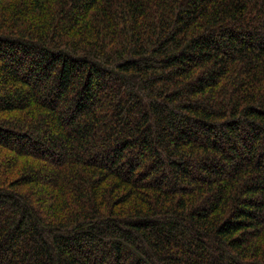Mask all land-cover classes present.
Here are the masks:
<instances>
[{
  "label": "trees",
  "instance_id": "trees-1",
  "mask_svg": "<svg viewBox=\"0 0 264 264\" xmlns=\"http://www.w3.org/2000/svg\"><path fill=\"white\" fill-rule=\"evenodd\" d=\"M0 264H264V0H0Z\"/></svg>",
  "mask_w": 264,
  "mask_h": 264
}]
</instances>
